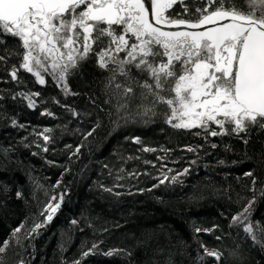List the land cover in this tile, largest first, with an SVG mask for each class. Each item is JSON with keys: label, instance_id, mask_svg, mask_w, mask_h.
I'll return each mask as SVG.
<instances>
[{"label": "trees", "instance_id": "obj_1", "mask_svg": "<svg viewBox=\"0 0 264 264\" xmlns=\"http://www.w3.org/2000/svg\"><path fill=\"white\" fill-rule=\"evenodd\" d=\"M184 3L190 13L198 6L194 0ZM182 11L179 2L171 9ZM2 38L0 244L9 241L2 264H201L204 247L223 253L219 264H264V248L243 230L248 220L264 227V130L240 133L245 145L235 135L206 139L200 129H173L163 109L151 119L126 123L115 113V100L105 102L108 72L97 67L95 56L68 76L67 86L76 94L65 95L51 77L40 85L21 69L13 80L18 45ZM20 92H38L35 107ZM184 169L188 172L181 174ZM57 202L59 209L47 221L41 213ZM242 212L248 220L233 224ZM37 223L43 226L32 231ZM18 227L19 245L12 239ZM110 250L124 251L105 255ZM202 264L218 262L205 256Z\"/></svg>", "mask_w": 264, "mask_h": 264}, {"label": "snow or ice", "instance_id": "obj_2", "mask_svg": "<svg viewBox=\"0 0 264 264\" xmlns=\"http://www.w3.org/2000/svg\"><path fill=\"white\" fill-rule=\"evenodd\" d=\"M176 3L148 0L150 19L145 0H0V45L6 43L4 36L18 45L12 54L19 57V67L13 66L10 76L16 80L22 69L40 85L51 77L65 95H75L67 86L68 76L95 56L97 67L108 72L103 84L108 97L105 102L115 100V113L126 123L136 117L151 119L163 109L160 114L173 129H200L206 139L235 135L247 145L240 133L246 136L255 127L264 130V0H194L198 6L191 13L184 0H179L182 14L170 13ZM5 60L6 56L0 55V62ZM18 95L31 108L35 107L32 97L39 93ZM49 139L44 136L45 141ZM134 140L140 143L139 137ZM211 147L215 149L217 144ZM43 150L48 151L46 147ZM187 172L184 169L181 174ZM176 179L172 177L173 182ZM252 183L255 185V179ZM260 196L264 197V188ZM59 207V202L55 206L49 203L47 214L41 215L51 221ZM241 216L243 212L234 216L233 224L248 220V216L243 220ZM42 226L37 223L32 231ZM243 230L254 244L264 248V227H254L248 220ZM18 232L20 227L12 233L17 245ZM8 245V240L0 244V254ZM96 248L94 244L82 258ZM123 251L110 250L105 255ZM222 255L204 247L199 261L202 264L208 256L219 264Z\"/></svg>", "mask_w": 264, "mask_h": 264}, {"label": "water", "instance_id": "obj_3", "mask_svg": "<svg viewBox=\"0 0 264 264\" xmlns=\"http://www.w3.org/2000/svg\"><path fill=\"white\" fill-rule=\"evenodd\" d=\"M146 7H149L148 0H145ZM149 17L152 18V9L149 7Z\"/></svg>", "mask_w": 264, "mask_h": 264}, {"label": "flooded vegetation", "instance_id": "obj_4", "mask_svg": "<svg viewBox=\"0 0 264 264\" xmlns=\"http://www.w3.org/2000/svg\"><path fill=\"white\" fill-rule=\"evenodd\" d=\"M177 2H179V0ZM169 12L171 13V9L169 10Z\"/></svg>", "mask_w": 264, "mask_h": 264}, {"label": "rangeland", "instance_id": "obj_5", "mask_svg": "<svg viewBox=\"0 0 264 264\" xmlns=\"http://www.w3.org/2000/svg\"><path fill=\"white\" fill-rule=\"evenodd\" d=\"M178 1V0H177Z\"/></svg>", "mask_w": 264, "mask_h": 264}]
</instances>
